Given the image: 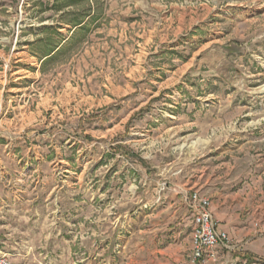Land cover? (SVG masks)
Wrapping results in <instances>:
<instances>
[{"label": "rangeland", "instance_id": "1", "mask_svg": "<svg viewBox=\"0 0 264 264\" xmlns=\"http://www.w3.org/2000/svg\"><path fill=\"white\" fill-rule=\"evenodd\" d=\"M219 181L264 264V0H0V258L197 264Z\"/></svg>", "mask_w": 264, "mask_h": 264}, {"label": "built area", "instance_id": "2", "mask_svg": "<svg viewBox=\"0 0 264 264\" xmlns=\"http://www.w3.org/2000/svg\"><path fill=\"white\" fill-rule=\"evenodd\" d=\"M188 208L192 214L193 227L191 230L192 261L197 264H208L209 260L216 261L217 248L230 247V240L225 231L217 229V221L210 210L211 202L208 197L199 193H191L186 197ZM0 264H12L0 258Z\"/></svg>", "mask_w": 264, "mask_h": 264}, {"label": "crops", "instance_id": "3", "mask_svg": "<svg viewBox=\"0 0 264 264\" xmlns=\"http://www.w3.org/2000/svg\"><path fill=\"white\" fill-rule=\"evenodd\" d=\"M89 18V15L86 16V19ZM85 23L86 20H83ZM211 190H207L208 196L211 198V211L215 216L217 221V229L226 231L229 235V238L232 242H237V244H248L254 247V242H257L259 235L255 232V228L250 227L247 220L242 218V211H237L234 206L239 205V202H235V199L239 196L235 190L229 188V183L227 182H211ZM190 215V213H189ZM190 229L193 227V219L190 215ZM191 230L190 234L187 237V242L189 247H192L191 243ZM165 250L157 249L154 252H164ZM182 257V256H181ZM218 255L217 260L222 259ZM216 261L209 260L208 264H216Z\"/></svg>", "mask_w": 264, "mask_h": 264}]
</instances>
